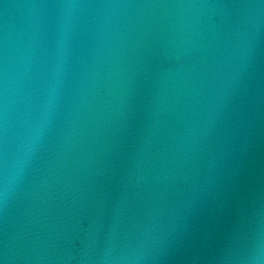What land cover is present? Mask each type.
<instances>
[{
  "label": "water",
  "instance_id": "water-1",
  "mask_svg": "<svg viewBox=\"0 0 264 264\" xmlns=\"http://www.w3.org/2000/svg\"><path fill=\"white\" fill-rule=\"evenodd\" d=\"M2 264H264V0H0Z\"/></svg>",
  "mask_w": 264,
  "mask_h": 264
},
{
  "label": "snow or ice",
  "instance_id": "snow-or-ice-1",
  "mask_svg": "<svg viewBox=\"0 0 264 264\" xmlns=\"http://www.w3.org/2000/svg\"><path fill=\"white\" fill-rule=\"evenodd\" d=\"M0 264H2V261H0Z\"/></svg>",
  "mask_w": 264,
  "mask_h": 264
}]
</instances>
